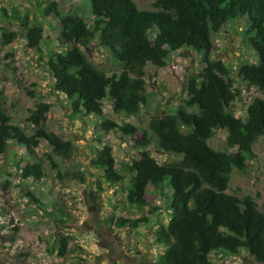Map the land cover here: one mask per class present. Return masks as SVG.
<instances>
[{"label": "trees", "instance_id": "16d2710c", "mask_svg": "<svg viewBox=\"0 0 264 264\" xmlns=\"http://www.w3.org/2000/svg\"><path fill=\"white\" fill-rule=\"evenodd\" d=\"M152 7L154 10H140L135 0H89L88 25L85 18L74 15L79 12L62 13L59 3L52 1L40 9V14L57 17L56 38L45 32L38 19H29L26 12L17 9L7 22L15 21L20 26L25 52L46 57L52 89L70 103L71 120L93 116V130L100 134L117 132L132 141L137 156L130 163H121L122 172L116 169L110 145H102L90 161L111 186L122 183L128 175L124 187L127 208L148 205L149 185L169 202L168 223L155 231V243L163 252L153 264H214L209 258L212 253L237 257L241 252L264 264V201L258 209L250 196L238 198L226 193L232 171H247L248 162L254 158L252 147L264 137V99L253 98L246 106L245 117H235L232 105L241 99V91L229 77V68L211 57L212 37L230 23L244 22V44L258 62L241 65L237 75L248 88L264 91V0H153ZM6 33L2 36L9 42L15 33L10 32L9 38ZM91 42L110 54L120 68L117 73L98 69L86 57L82 48ZM181 49L202 56L199 72L187 76L185 96L174 113L149 117L141 135L132 123L105 117L106 99L117 118L138 116L148 101L144 67L150 64L163 68L168 56ZM26 94L35 95L33 90H26ZM50 108L48 103H38L29 110L26 121L36 126L31 134L12 123L11 116L0 108V156L14 143L30 158L28 163L18 165L20 179L38 181L45 174L35 149L44 145L50 149L44 157L60 179L85 181L84 172L62 173L52 158H68L73 147L71 141L42 127ZM215 130L226 132L223 151L207 143ZM152 145L175 159L159 164L149 154ZM96 184L100 188V182ZM26 196L38 203L32 193ZM50 207L46 214L55 218V205ZM55 209L59 212L55 221L65 224L63 207ZM153 210L151 213L157 208ZM104 222L112 230H135L148 219L110 214ZM69 239L59 235L58 245L48 252L63 258Z\"/></svg>", "mask_w": 264, "mask_h": 264}, {"label": "rangeland", "instance_id": "374dc122", "mask_svg": "<svg viewBox=\"0 0 264 264\" xmlns=\"http://www.w3.org/2000/svg\"><path fill=\"white\" fill-rule=\"evenodd\" d=\"M52 1L59 3L62 13L79 12L74 15L85 18L90 24L89 0H0V108L11 116L12 123L19 125L26 134H31L36 126L26 121L29 110L38 103L50 104L42 127L63 140L71 141L73 147L68 158L54 155L52 158L62 173L84 172L85 181L60 179L44 157L45 153H50L44 145L35 149L44 168V178L38 181L21 180L18 165L28 163L30 158L11 143L7 152L0 156V264H153L157 255L163 252L155 243V231L159 225L168 223L169 202L149 185L146 190L148 205L127 208L124 187L128 175L124 176L122 183L111 186L101 179L100 171L90 166V161L96 156L97 149L110 145L116 169L122 172L121 163H130L137 156L132 141L117 132L100 134L93 130V116L84 118L81 115L71 120L68 117L70 103L52 89V75L44 63L46 57L38 58L35 53L25 52L20 26L15 21L7 22L12 11L17 9L18 12H26L29 19H38L45 32L56 38L57 17L44 18L40 14V9ZM152 3L153 0H135L140 10H154ZM244 28L242 21L230 23L219 35L213 36L211 55L229 68V77L241 91V99L232 105L235 117L241 118L245 117L246 106L253 98L264 99V91L248 88L237 75L241 65L258 62L251 48L244 44ZM5 30L8 38L10 32L15 33L9 42H5L2 36ZM41 46L48 53L45 43ZM66 50L54 51L64 53ZM82 51L98 69L107 73L120 70L110 54L98 47L96 42H91ZM201 56L194 50L181 49L168 56L163 68L147 64L144 72L148 101L140 114L117 118L106 99L103 104L105 117L122 124L132 123L138 128L137 134L141 135L149 117L174 113L185 96L187 76L200 70ZM26 90H33L35 95L30 97ZM225 138V131L215 130L207 143L212 149L223 151L226 149ZM252 151L254 158L248 162L247 171H232L226 193L238 198L250 196L260 209L264 201V137L258 139ZM149 154L159 164L175 159L154 145L149 147ZM28 192L36 197L38 203L31 202L26 196ZM169 193L167 190L166 194ZM52 204L55 208L63 207L65 224L55 221L59 217L55 208V218L47 216L46 212L50 211ZM155 208L157 210L151 213ZM110 214L129 219L145 216L148 223L135 230H112L104 222ZM59 235L70 238L63 258L48 252L58 245L56 238ZM209 258L214 264H257L245 252L237 257L212 253Z\"/></svg>", "mask_w": 264, "mask_h": 264}, {"label": "flooded vegetation", "instance_id": "af4514ba", "mask_svg": "<svg viewBox=\"0 0 264 264\" xmlns=\"http://www.w3.org/2000/svg\"><path fill=\"white\" fill-rule=\"evenodd\" d=\"M124 257L127 258V255L125 253H123Z\"/></svg>", "mask_w": 264, "mask_h": 264}]
</instances>
